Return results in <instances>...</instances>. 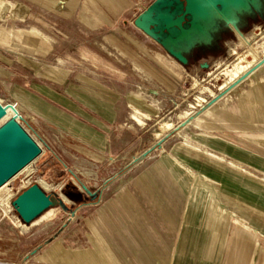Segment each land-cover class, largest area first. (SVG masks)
Listing matches in <instances>:
<instances>
[{
	"label": "rangeland",
	"instance_id": "rangeland-1",
	"mask_svg": "<svg viewBox=\"0 0 264 264\" xmlns=\"http://www.w3.org/2000/svg\"><path fill=\"white\" fill-rule=\"evenodd\" d=\"M152 1L58 0V13L66 18L64 24L59 22L57 26L70 41L63 43L64 38L54 28L45 30L44 39H51L56 46L53 56L46 58L18 50L20 36L17 31L37 28L40 18L51 13L50 0H41V4L11 0L7 5L0 0V53H21L66 64V59L71 57L69 50H79L103 59L111 58V63L117 67L135 68L140 79L145 78L142 75L154 76V82L146 78L144 81L128 78L132 80L129 84L141 107L133 109L138 123L135 125L137 137L130 143L123 160L127 165L156 140L153 134L162 123L179 125L182 115L192 112V116L207 104L212 93L215 96L219 92L217 88L226 80L225 66L250 52L264 49V0H241L224 9L216 6L218 12L233 23L238 36L208 6V13L215 18L210 20L199 13L195 20L183 12L178 26L159 33L158 41L148 39L132 24L136 15ZM95 22H99L96 24L99 27L94 26ZM199 22L207 28L200 29ZM192 44L201 47L192 51L191 60L186 62L178 47ZM248 81L188 123L169 138L159 152L153 151L131 173L116 181L118 183L110 184L113 187H109V191H106L108 186L104 188L96 205L90 204L95 195L89 198L87 183L95 179L97 165L83 164L87 155L67 146H55L53 153L46 155L51 159L49 162L42 163L45 160L42 157L37 159L32 163L31 172L18 175L0 191V215L19 224L15 221L17 217L11 201L28 186L39 185V181L49 185L46 190L39 186L51 196L52 205L30 225L20 226L25 239L19 244L18 257L12 260L0 257V264H228L230 261L264 264V110H254L255 106L247 110L241 104L243 86ZM260 84L264 88V81ZM199 99L205 102L196 107ZM4 101L0 95V104H8ZM15 108L22 118L21 108L18 105ZM22 119L19 124L31 136L27 122L24 117ZM40 165L44 172H40ZM215 165L228 171L223 180L237 188L235 196L226 198L218 191H222L223 184L213 177ZM68 169L85 186L69 176ZM111 169L103 171L109 173ZM146 171L153 172L152 187L148 191H162L167 184L174 194L176 200L171 202L168 213L142 196L144 189L136 191L137 194L129 191L131 181ZM161 172H165L162 177L157 174ZM72 188L82 194L81 200H75L76 196L68 193L74 192ZM214 189L215 197L210 205L200 203V198H208L209 191ZM124 198H144L146 202H135L136 207L131 210L121 203ZM192 198L207 208L202 214L199 205L197 215L217 230L212 237L204 236L201 224L185 229ZM159 206L161 211L156 209ZM210 208L214 211L212 216L208 214ZM161 215H169L172 225H158L166 221ZM67 220L54 244L47 248L44 245L40 254L22 261L23 251L50 237ZM144 223L149 225H142ZM53 245L58 250L56 258L46 255Z\"/></svg>",
	"mask_w": 264,
	"mask_h": 264
},
{
	"label": "crops",
	"instance_id": "crops-1",
	"mask_svg": "<svg viewBox=\"0 0 264 264\" xmlns=\"http://www.w3.org/2000/svg\"><path fill=\"white\" fill-rule=\"evenodd\" d=\"M10 1L11 0H1V2L6 5L9 4ZM30 1L32 4H39L41 0ZM53 5H55L54 8ZM57 7L60 9L58 0H50V8L52 10L50 9L49 12L51 13L46 15V17L43 16L40 18V23L37 28L30 30L25 28L17 31L18 35L20 36L17 42L18 50L46 58L53 56V51L56 46L52 43L51 39H44L45 36L43 32L48 28H54L55 31L60 33V37L64 38L63 43H69V37L66 38L65 36L67 34L64 33L63 29L60 28V30L57 26L59 22L60 24H64L62 22H64V18H66L62 17L58 13L59 10ZM89 7L90 6H88L87 9ZM208 8L206 9V13L203 16L211 20V18L215 17L208 13ZM195 20H197V18H195ZM97 23L99 22H95V27H99L96 25ZM199 24L200 29L207 28L204 23L199 22ZM231 24L233 25V23ZM178 28L180 29V27ZM226 29L228 28L226 27ZM141 34L143 35V33ZM22 35L23 39H20ZM200 47L201 46L199 45L192 44L188 46L182 45L181 47H178V49L179 51H183V60L187 62L191 60V52L199 49ZM69 51L71 57L66 59V64L52 62L50 60L46 61L45 59L39 57H29L21 53H0V95L2 99L5 100L4 102L13 104L15 106L18 105L21 108V115L24 117L29 126L28 132L32 134L31 136L33 140L40 148V153L33 163L41 157L45 159L42 161V163L49 162L51 159L47 158L48 156L46 155L51 154L52 150L55 149V146H67L74 148L78 153L87 155L84 157L83 164L86 163L90 167H95V165H97L95 167L96 172H94V174L96 173L95 179L93 182L87 183L88 188L90 189V192H87L88 196H90L89 198L92 199L91 196L95 195V199L93 198V200L90 201V204L96 205L100 202V193L104 189L103 188L101 190V187L104 185V183L108 180H111L112 178H115L128 166V163L124 164L123 160L125 159L127 155L126 153L129 150L128 147L131 146L130 143L137 137L135 125L138 123L135 120V114L133 111L136 109L138 110L141 107V103L135 99V94H133L131 90L129 82L131 83L132 80L128 78L136 80H141L142 78L140 79L139 76L135 74V68L130 69L113 65L114 63H111V58L103 59L99 55H92L79 50ZM67 63H69V65ZM88 68H91L95 71L89 70ZM263 68L264 64L237 85L239 86L240 84L249 80L247 82L248 84L246 83V85L243 86L242 100L244 101L241 103L247 107V110L252 108V106L256 107L254 110H264V88H261L260 84L261 81H264ZM102 72L118 74L120 76L104 74ZM257 72L258 74L252 78L251 76ZM142 77H145L151 82L155 81L154 76L142 75ZM225 96L217 100L213 105L223 100ZM213 105H211V107ZM211 107H209L207 110H209ZM22 118L20 120H23ZM177 126L178 125H174L172 130H174ZM167 134L165 133L161 138H155L153 134V139L156 140L153 141L142 152L135 155L131 161L135 158H138L145 151L157 145ZM163 144H161V147ZM160 148L154 151L158 150L159 152ZM227 152L231 154L230 150ZM210 155L215 156L213 154ZM55 158L56 161L61 163L59 158ZM102 162H104V164H102ZM106 162H109V164H106ZM61 164L64 168H66L63 163ZM135 166L109 183L107 185L108 188L106 191H109V187H113L109 186L110 184L118 183L116 181H120L123 177L128 175V173H131ZM105 168H108V170L112 168L113 171L104 173L103 170ZM43 169L44 168H42V165H40V172H44ZM67 171L69 176L71 175L75 177L80 185L85 186L79 181L72 171L69 169ZM227 172L228 171L225 168L215 165V170L212 173L213 177L217 178L223 184L222 191H218L221 192L226 198H231L235 196L238 191L234 185L223 180V175H225ZM164 173L165 172H161L157 174L161 176L164 175ZM152 176L153 172H142L139 176L131 181L129 185V191L136 193V191L141 192L144 189L143 191L145 192L142 191L141 195L150 199V202L153 203L154 207L155 205L162 206V212H166L167 210H170L171 202H175V196L170 191L167 184H164L162 191H148L150 189L149 187H152L150 180L152 179ZM97 179L98 182H95ZM72 189L74 192L68 193H70V195L73 197L76 196L75 200H81L83 198L82 194L80 195L74 188ZM165 190L166 192H163ZM214 191L216 190L214 189L209 191V199L201 197L200 203L205 202L206 204L210 205L211 200H213L215 197ZM137 201L146 202L144 198L141 200H136L133 198L127 200L124 198L122 199L121 203L125 204V207L132 210L135 209L136 205H134V203ZM197 201V199L192 198L189 204V210L187 213L188 219L184 224L185 229L187 227L200 226L201 224L204 236L207 238L212 237L214 234H216L217 230L213 228V225L205 222V220L203 222L202 217H199L200 214L197 215V211L201 206L199 203H197ZM65 202L68 203L69 200L67 199ZM85 204L86 203H84V205ZM160 206L156 208L157 211H161ZM173 207L176 210V205H173ZM201 207L203 210L202 214H205L207 212V208L205 209L203 206ZM111 208H113V206ZM211 208L213 209L214 207ZM211 208L210 212H208L209 216H212L210 214H213L214 212L211 211ZM16 217L17 220L15 219V221H18L19 224L11 222V220L3 218L0 215V257L7 258L9 260H12L14 257H18V254L20 253L19 244L25 239V235L23 234L24 232L20 226L23 227L24 225L27 226L32 223L25 224L21 221L17 214ZM162 217H166L164 218L166 221L159 223L158 225H172L169 215H161V218ZM142 225L149 224L144 223ZM54 234H51L50 237L40 241L37 245L31 247L27 251H23V253H21L22 255L20 256L21 259L23 260L25 256L41 246ZM56 238L47 243L45 248L51 244H54ZM42 249V247L38 249L37 252L28 259L35 257L37 253L40 254ZM57 251L56 245H53L49 248L46 255L49 254L51 257L56 258L55 254ZM228 264H234V262L230 261Z\"/></svg>",
	"mask_w": 264,
	"mask_h": 264
},
{
	"label": "water",
	"instance_id": "water-1",
	"mask_svg": "<svg viewBox=\"0 0 264 264\" xmlns=\"http://www.w3.org/2000/svg\"><path fill=\"white\" fill-rule=\"evenodd\" d=\"M210 7L222 18L226 25L238 36L239 33L235 27L227 20L223 14L219 13L217 7L212 0H207ZM195 4H191L189 0H153L146 8H144L134 18L133 25L136 29L142 32L148 39L159 40V33L169 31L174 26H178L182 19L181 13L190 14L191 9H195ZM201 8V7H200ZM65 17L63 14H60ZM177 22L178 24L175 25ZM264 63L261 61L250 72L242 76L237 82L229 86L223 92L218 94L203 108L198 110L190 119L184 121L177 126L174 130L168 133L157 145L151 149L145 151L138 158L132 160V162L122 170L115 178L141 162L154 150L161 147V144L165 143L174 134L180 131L193 119L197 118L200 114L206 111L211 105H213L221 97L225 96L239 83H241L246 77L254 72L260 65ZM4 111L0 105V118L3 116ZM40 148L33 138L21 127L15 119H9L0 126V187L6 182L12 179L23 167L33 162L39 155ZM115 178L108 180L101 187V190L111 183ZM52 205L50 196L38 185L32 184L18 194L12 201L11 206L18 217L25 224H29L34 221L39 215L47 210ZM84 204H81V206ZM75 210L71 212L74 215ZM68 220L57 230V232L45 241L37 249L33 250L27 256L23 258V262L34 255L38 249L49 243L56 238L62 230L66 227Z\"/></svg>",
	"mask_w": 264,
	"mask_h": 264
},
{
	"label": "bare ground",
	"instance_id": "bare-ground-1",
	"mask_svg": "<svg viewBox=\"0 0 264 264\" xmlns=\"http://www.w3.org/2000/svg\"><path fill=\"white\" fill-rule=\"evenodd\" d=\"M191 4H195L196 8L192 11H190V15H192L193 17H195L197 14L199 13H203V15L206 13V7L210 6V4L207 3V0H189ZM241 0H212V2L215 4V6H222L223 8H225L227 5H229L230 3H234V2H240ZM206 4V5H205ZM201 7V8H200ZM196 18V17H195ZM194 18V19H195ZM175 23V22H174ZM178 24L177 22L175 23V25ZM180 30H182V27H180ZM264 60V49L260 50V51H255V52H250L248 53L246 56H241L239 57L236 62L232 63L229 66H225L223 69V73L226 77V80L219 85V87L217 88V91H219L215 96L212 93V98L207 102V104L214 99L218 94H220L221 92H223L225 89H227L229 86H231L232 84H234L235 82H237L242 76H244L245 74H247L248 72H250L255 66H257L261 61ZM258 63V64H257ZM264 64V63H263ZM262 64V65H263ZM260 65V66H262ZM254 66V67H253ZM259 66V67H260ZM253 67V68H252ZM258 67V68H259ZM257 68V69H258ZM253 73V72H252ZM247 78V77H246ZM245 78V79H246ZM214 96V97H213ZM222 98V97H221ZM205 102V100L203 99H199L198 103L196 104V107H201L202 103ZM1 105V104H0ZM206 105V104H205ZM1 107L3 108L4 114L3 116L0 118V126L7 120L9 119H15L18 121L20 120V116H19V112L18 110L15 108L14 105L11 104H6V105H1ZM204 107V106H203ZM202 107V108H203ZM192 112H186L184 115L181 116V118L179 119V123L182 124L184 121L190 119ZM191 116V117H190ZM179 118V116L177 117ZM179 124V125H180ZM178 125V126H179ZM174 126V124L171 123H162L159 128H158V132H156L154 134L155 137H161L162 135H164L166 132H168L172 127ZM31 162L30 164L26 165L25 167H23L12 179H10L8 182H6L3 186L0 187V191L2 189H4L9 182H11V180H13L14 178H16L18 175L22 174V173H27V172H31L30 168L32 166ZM33 171V170H32ZM39 185L42 186V188H44L45 190L49 188V185L46 184L43 181H39ZM65 201H67L66 198ZM1 202V201H0ZM2 205V203H1ZM42 217V216H41Z\"/></svg>",
	"mask_w": 264,
	"mask_h": 264
},
{
	"label": "built area",
	"instance_id": "built-area-1",
	"mask_svg": "<svg viewBox=\"0 0 264 264\" xmlns=\"http://www.w3.org/2000/svg\"><path fill=\"white\" fill-rule=\"evenodd\" d=\"M15 106V105H14ZM20 119H21V117H20Z\"/></svg>",
	"mask_w": 264,
	"mask_h": 264
}]
</instances>
